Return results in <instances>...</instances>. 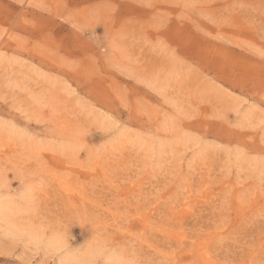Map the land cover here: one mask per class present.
I'll list each match as a JSON object with an SVG mask.
<instances>
[{"label": "rangeland", "instance_id": "374dc122", "mask_svg": "<svg viewBox=\"0 0 264 264\" xmlns=\"http://www.w3.org/2000/svg\"><path fill=\"white\" fill-rule=\"evenodd\" d=\"M110 253L264 264V0H0V264Z\"/></svg>", "mask_w": 264, "mask_h": 264}, {"label": "clouds", "instance_id": "9594fccd", "mask_svg": "<svg viewBox=\"0 0 264 264\" xmlns=\"http://www.w3.org/2000/svg\"><path fill=\"white\" fill-rule=\"evenodd\" d=\"M62 239L64 240L66 246H68L69 248H71L73 251H79L80 249H82L83 245L86 243L85 242L83 245H81L79 247L72 248L70 246V244H69V241L71 239H74V237L71 236L70 229L65 230V232H64V234L62 236ZM118 259H119L118 254H116V253H110L106 257V264H117Z\"/></svg>", "mask_w": 264, "mask_h": 264}]
</instances>
